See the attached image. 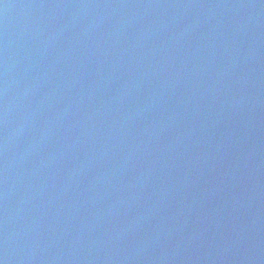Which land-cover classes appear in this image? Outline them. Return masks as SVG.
<instances>
[{"label": "water", "instance_id": "obj_1", "mask_svg": "<svg viewBox=\"0 0 264 264\" xmlns=\"http://www.w3.org/2000/svg\"><path fill=\"white\" fill-rule=\"evenodd\" d=\"M3 264H264V0H0Z\"/></svg>", "mask_w": 264, "mask_h": 264}, {"label": "snow or ice", "instance_id": "obj_2", "mask_svg": "<svg viewBox=\"0 0 264 264\" xmlns=\"http://www.w3.org/2000/svg\"><path fill=\"white\" fill-rule=\"evenodd\" d=\"M0 264H3V262H2V261H0Z\"/></svg>", "mask_w": 264, "mask_h": 264}]
</instances>
